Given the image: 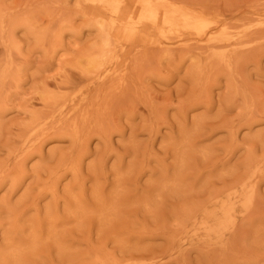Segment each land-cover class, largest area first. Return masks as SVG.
Returning <instances> with one entry per match:
<instances>
[{
  "label": "rangeland",
  "instance_id": "1",
  "mask_svg": "<svg viewBox=\"0 0 264 264\" xmlns=\"http://www.w3.org/2000/svg\"><path fill=\"white\" fill-rule=\"evenodd\" d=\"M0 264H264V0H0Z\"/></svg>",
  "mask_w": 264,
  "mask_h": 264
},
{
  "label": "bare ground",
  "instance_id": "2",
  "mask_svg": "<svg viewBox=\"0 0 264 264\" xmlns=\"http://www.w3.org/2000/svg\"><path fill=\"white\" fill-rule=\"evenodd\" d=\"M141 5L145 9L144 19L157 25H160L161 23L164 22H170L174 18L183 17L177 12L173 13L172 15H168V13H166L165 8L162 5V2L160 1L159 2L141 1Z\"/></svg>",
  "mask_w": 264,
  "mask_h": 264
}]
</instances>
